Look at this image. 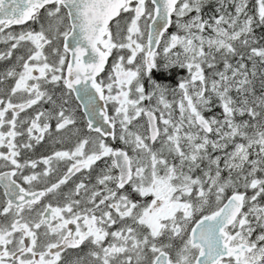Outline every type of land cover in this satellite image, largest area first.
Segmentation results:
<instances>
[{
	"label": "snow or ice",
	"instance_id": "1",
	"mask_svg": "<svg viewBox=\"0 0 264 264\" xmlns=\"http://www.w3.org/2000/svg\"><path fill=\"white\" fill-rule=\"evenodd\" d=\"M0 45V264H264V0H0Z\"/></svg>",
	"mask_w": 264,
	"mask_h": 264
},
{
	"label": "flooded vegetation",
	"instance_id": "2",
	"mask_svg": "<svg viewBox=\"0 0 264 264\" xmlns=\"http://www.w3.org/2000/svg\"><path fill=\"white\" fill-rule=\"evenodd\" d=\"M18 30V29H17ZM3 47V45H0V48H2ZM43 149H41V148H37V154H39L41 151H42ZM70 187H71V184L69 185ZM65 191H67V189H65Z\"/></svg>",
	"mask_w": 264,
	"mask_h": 264
}]
</instances>
